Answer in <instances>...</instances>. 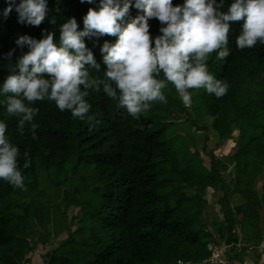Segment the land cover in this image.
Here are the masks:
<instances>
[{
	"label": "trees",
	"instance_id": "16d2710c",
	"mask_svg": "<svg viewBox=\"0 0 264 264\" xmlns=\"http://www.w3.org/2000/svg\"><path fill=\"white\" fill-rule=\"evenodd\" d=\"M9 2L0 0V83L9 74L10 63L28 51L27 46L21 49L15 45L18 35L39 39L42 31L56 30L58 41L59 24L64 19L74 16L82 29L83 16L90 7L98 5V0L92 4L48 0L44 21L32 26L19 23L15 9L5 17ZM229 2L225 0L222 10ZM178 3L183 0H173V4ZM139 11L130 7L129 18ZM52 18L56 25L49 23ZM149 24V32L159 34V20L152 18ZM239 32L240 23L236 22L229 33L228 57L220 60L213 52L207 61L209 71L228 83V92L217 98L200 89L198 95H192V112L199 119L208 112L214 132L225 127L238 131L233 146L237 148L229 157L235 172L233 192L244 203L228 205L229 185L222 176V171L227 170L224 159L211 152L208 167L192 147L194 139L190 143L185 139L175 143L170 140L180 130L166 117L177 119L171 111L190 114L172 97L171 84L164 90L167 103L154 102L139 118L117 107V101L102 89L89 90L85 99L91 105V126L86 119L73 118L70 111L59 110L54 101H36L33 106L39 112L34 117L38 125L35 139L27 125L24 134L18 132V117L7 113L6 99L0 96V120L8 125L6 136L19 148L18 166L25 177L24 189L0 179V264L30 262L26 255L35 250L36 244L28 232L34 224L47 238L51 235L50 213L38 197L43 193L39 190L40 177L47 189L58 191L62 181L69 184L62 197L65 206H77L82 211L79 224L84 234L67 238L59 247L46 252L45 264H177L178 260L208 264L202 263L211 252L207 244L221 243L217 235L203 234L205 225L201 218L207 188L223 192L217 202L228 231L236 227L234 211H239L245 222L239 219L242 235L252 238L260 211L264 222V44L257 42L252 48L240 50L235 44ZM115 39L107 34L85 38L86 46L101 65V72L92 69V75L103 77L106 65L100 47L105 40ZM13 48L15 53L8 57L6 54ZM183 122L189 130L198 127V122L190 117ZM244 137L247 146L242 154ZM231 142H227L225 151L232 146ZM24 153H28L30 161L27 168L23 167ZM79 169L83 171L80 174ZM261 174L259 191L255 184ZM251 212H257L255 218ZM237 240L233 231L232 249Z\"/></svg>",
	"mask_w": 264,
	"mask_h": 264
},
{
	"label": "clouds",
	"instance_id": "9594fccd",
	"mask_svg": "<svg viewBox=\"0 0 264 264\" xmlns=\"http://www.w3.org/2000/svg\"><path fill=\"white\" fill-rule=\"evenodd\" d=\"M92 4L93 0H81ZM98 0L83 16V28L77 19L68 17L56 30L42 31L37 39L18 35L15 45L27 46L0 83V96L6 99V111L18 117L17 130L24 134L26 125L36 138L34 117L36 101H54L61 111H70L73 118L87 120L91 108L85 99L89 90L100 92L117 101L133 118L150 110L154 102L167 103L165 89L171 84L187 107L192 104L190 89H203L219 98L229 89L226 81L209 71L207 61L215 52L223 60L231 53L228 47L232 25L240 23L235 44L240 50L264 44V0ZM130 7L140 10L129 18ZM15 9L18 22L39 26L48 12V0H10L4 9L7 17ZM160 22L159 34L149 32V20ZM50 24L56 25L52 18ZM115 36L100 47L106 68L103 77L85 38ZM15 48L6 55L12 57ZM3 102V101H0ZM8 125L0 120V179L16 188H25V177L18 166L19 148L6 136ZM24 168L29 167L24 153ZM209 244V243H208ZM207 244V245H208ZM190 262V261H189ZM192 263V262H191ZM203 263V261H202ZM193 264V263H192Z\"/></svg>",
	"mask_w": 264,
	"mask_h": 264
},
{
	"label": "rangeland",
	"instance_id": "374dc122",
	"mask_svg": "<svg viewBox=\"0 0 264 264\" xmlns=\"http://www.w3.org/2000/svg\"><path fill=\"white\" fill-rule=\"evenodd\" d=\"M199 90L200 89H190L189 91L192 93V95H198V92H200ZM171 95L175 100L182 103L173 86H171ZM182 105L185 107V112H190V114L171 111L170 114L172 116L176 115L177 119L171 120V116L166 117V121L170 123H176L177 128L180 130L179 132H177V134L171 136L170 140L175 143L181 142L182 139H185L190 143L192 142V139H194V145H192V147L199 153L204 164L208 167L210 166L211 152L218 158H221L222 160L224 159V163L227 164V170L222 171V176L229 185L228 205L232 207L241 205L242 203H244V200L238 194L233 192L235 172L232 167V162H230L231 159L229 157L237 148V146H233L235 145L238 138V131H231L225 127L220 131L214 132L210 127L211 117L208 112L205 113L206 116L202 115L199 119L198 114L192 112V104L191 106L187 107L183 103ZM167 106L168 104H165V107ZM187 117L196 120L198 122V127H204L198 130V127L196 126L194 127V129L192 128L189 130V128L185 126V123L183 122ZM206 135H208V137H206ZM229 140H231L233 144L232 146H230L228 151H225L224 146L227 145V142ZM246 146L247 137H244V139L242 140V145L240 146V152L242 154H245ZM82 172L83 171L79 169L78 174ZM39 181V190L41 192L43 191V193L38 195V197L40 198L43 205L47 207L50 213L49 228L51 235L49 236V238H47V235L43 231H41L37 225H33L32 229L28 232V237L34 240L36 247L33 252L26 255V258H29L30 262L28 263L25 261L24 264H45L44 254L46 252H50L59 247V245L67 238H77L81 235L84 236L83 229L79 224L81 223L80 219L82 211L77 206H65V202L62 197L64 196V194H66V188L69 187V184H67V182L64 183L65 181H62L63 183L57 191L55 189H47V184L42 179V177L39 178ZM261 182L262 174L259 176L255 184V187L259 189V191ZM222 193L223 192L221 190H213L210 188L206 189V193L204 196L206 198L205 210L203 211V216L201 218L202 222L205 225V230H208L206 232L205 230H203V234L205 236H209V234L219 235V233H222L228 228L227 224H225L224 222L223 215L221 214V210L217 202V200L222 197ZM56 194H60V196H55ZM48 199L50 201H48ZM25 201H28V198H26ZM234 212V216L237 218V220H235L234 225L236 227L233 231H235L236 233L237 228L240 230L239 226H241V224L239 223V219L243 223L245 222L241 217L242 215L241 213H239V211ZM250 214L252 215V218L256 217V214L252 212ZM249 228L250 227H247V229ZM207 232H209V234ZM240 237L242 236L238 234V238Z\"/></svg>",
	"mask_w": 264,
	"mask_h": 264
},
{
	"label": "crops",
	"instance_id": "0c3cea01",
	"mask_svg": "<svg viewBox=\"0 0 264 264\" xmlns=\"http://www.w3.org/2000/svg\"><path fill=\"white\" fill-rule=\"evenodd\" d=\"M232 144L231 142L230 145ZM224 148H226V146H224ZM262 217V211L258 212L256 217V232L250 239H245L242 235V230L240 231L237 228V238L238 234L242 237L238 238V244H236V247L233 249V243L231 241L233 231L229 232L227 228L217 235L218 241L221 243V246L227 250V253H229L233 264H264V222Z\"/></svg>",
	"mask_w": 264,
	"mask_h": 264
},
{
	"label": "built area",
	"instance_id": "2783aa9c",
	"mask_svg": "<svg viewBox=\"0 0 264 264\" xmlns=\"http://www.w3.org/2000/svg\"><path fill=\"white\" fill-rule=\"evenodd\" d=\"M207 249L210 250V255L203 260V263L209 264H233L231 261L229 253L221 245H215L214 243H209ZM177 264H192L189 261L178 260Z\"/></svg>",
	"mask_w": 264,
	"mask_h": 264
}]
</instances>
